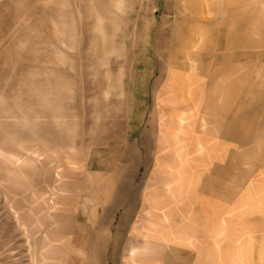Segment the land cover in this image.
I'll use <instances>...</instances> for the list:
<instances>
[{
  "label": "rangeland",
  "instance_id": "obj_1",
  "mask_svg": "<svg viewBox=\"0 0 264 264\" xmlns=\"http://www.w3.org/2000/svg\"><path fill=\"white\" fill-rule=\"evenodd\" d=\"M259 19L257 0H0V264H133L141 237L115 236L127 206L108 202L136 190L137 169L146 192L135 155L155 138L140 134L164 102L194 99L195 78L204 100L245 81L263 108ZM234 225L213 260L264 264V239L245 247Z\"/></svg>",
  "mask_w": 264,
  "mask_h": 264
},
{
  "label": "crops",
  "instance_id": "obj_2",
  "mask_svg": "<svg viewBox=\"0 0 264 264\" xmlns=\"http://www.w3.org/2000/svg\"><path fill=\"white\" fill-rule=\"evenodd\" d=\"M257 3L263 27L264 0ZM195 79L190 83L195 87L194 99L164 102L162 109L170 111L162 114L157 133L147 126L140 134L155 138L153 149L142 146L140 155H135L145 164L140 172L145 174V186L141 185L145 194L133 186L137 169L131 176L136 190L127 200L108 202L116 206L125 201L127 206L120 212L115 236L124 235L122 230L129 226L135 240L141 237L139 247H133L135 253H128L138 258L133 264H202L206 252L211 254L210 264H218L213 256L220 247L232 251L234 223L239 219L245 247L251 238L256 246L262 245L264 107L252 108L245 81H228L222 86L223 96L204 100L200 94L204 86ZM167 141H178V148L166 147ZM113 209L117 208L104 210L98 234H106L105 221L111 219Z\"/></svg>",
  "mask_w": 264,
  "mask_h": 264
}]
</instances>
